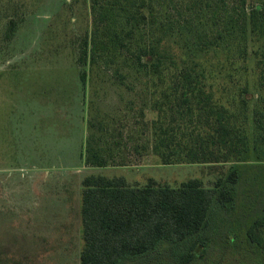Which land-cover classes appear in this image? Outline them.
Listing matches in <instances>:
<instances>
[{
  "label": "trees",
  "instance_id": "obj_1",
  "mask_svg": "<svg viewBox=\"0 0 264 264\" xmlns=\"http://www.w3.org/2000/svg\"><path fill=\"white\" fill-rule=\"evenodd\" d=\"M94 1L93 8L103 14L115 9ZM220 1L227 8L225 0ZM113 2L125 13L132 29L127 34L110 28L102 34L95 30L91 47L85 43L82 60L91 68L113 72L120 86L129 91L137 88L130 80L132 73L136 79L138 75L146 77L143 84L151 101L143 102L150 104L157 116L147 123L143 110L138 117L124 110L116 118H107L115 126L112 128L100 115H90L86 167H127L134 156L139 161L151 153L165 166H207L216 178L211 187L199 179L172 187L155 179L140 185L130 184L124 177H86L80 264H135L150 259L193 264L203 260L218 240L223 241L227 253H233L235 244L239 249L261 253L260 241L252 237L264 231V47L263 60L255 65L259 73L250 72L245 49L240 54L242 65L233 59L232 51L224 52L220 41L225 35L232 36L235 19L230 15L223 20L227 27L222 33L217 25L219 12L214 11L222 6L215 0L192 4L213 14L210 25L186 39L189 45L170 39L174 36L168 33L174 25L170 11L176 12L178 25L189 20L183 15L186 7H177L174 0ZM239 5L243 23L250 17L258 36L255 43L261 42L264 4L249 14L246 0H240ZM143 9L148 13L143 14ZM191 9L188 5L187 10ZM136 24L144 25L140 32L146 43L134 51L125 38L135 36ZM112 47L116 53L130 54L134 64L127 65L130 70L126 74L121 65H114L109 52ZM256 75L260 88L256 86L257 93H252L251 76ZM81 81L87 85L86 71ZM136 108L131 101L128 111ZM97 134L101 136L97 138ZM218 220L223 227L213 228Z\"/></svg>",
  "mask_w": 264,
  "mask_h": 264
},
{
  "label": "rangeland",
  "instance_id": "obj_2",
  "mask_svg": "<svg viewBox=\"0 0 264 264\" xmlns=\"http://www.w3.org/2000/svg\"><path fill=\"white\" fill-rule=\"evenodd\" d=\"M96 1L115 9L103 14L93 8L94 0H0V263L80 264L86 177H124L130 184L140 185L155 179L172 187L191 179L202 180L206 187H211L210 182L216 178L207 166H165L151 153L139 161L134 156L127 167H86L90 115H100L112 128L115 126L109 119L124 114V110L137 117L143 110L147 123L157 116L150 104L143 102L151 101L147 85L143 84L146 77L141 79L138 75L136 79L132 73L130 80L137 88L129 91L120 86L113 72L91 68L90 63L82 60L85 43L88 41L91 47L95 30L102 34L110 28L127 34L132 29L125 13L112 5L114 0ZM215 1L222 6L214 9L219 12L217 25L222 33H226L227 27L223 20L230 15L235 19L233 34L224 36L221 48L224 52L232 51L238 65H242L240 54L245 49L250 72L259 73L255 65L263 60L264 40L255 43L257 32L250 17L243 23L240 0H225L227 8L222 1ZM194 3L196 0H174L177 7H186L183 15L189 20L178 25L174 20L176 12L170 11L174 21L168 30L174 35L170 38L172 43L179 39L184 45L188 37L210 25L213 11L196 9ZM262 4L264 0H246L247 13ZM188 5L193 10H187ZM141 11L148 13L146 9ZM143 27L136 24L135 36L125 38V44L134 51L146 43L140 32ZM116 51L113 47L109 50L114 65H121L126 74L130 70L127 65L134 64L132 58L126 51ZM84 71L88 74L86 86L81 81ZM258 79V75L253 79L251 76L252 93H257ZM131 101L137 105L134 112L128 111ZM100 136L97 134V138ZM218 225L223 227L218 220L213 228ZM252 238L260 241L261 253H254L251 248L239 249L236 244L233 253H227L223 241L218 240L203 260L193 264H264V231ZM135 264L172 263L150 259Z\"/></svg>",
  "mask_w": 264,
  "mask_h": 264
}]
</instances>
